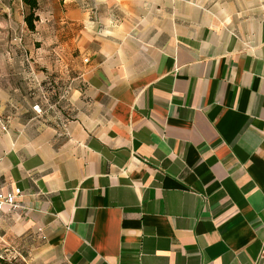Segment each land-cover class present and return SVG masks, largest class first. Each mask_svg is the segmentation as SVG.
<instances>
[{
    "label": "crops",
    "instance_id": "0c3cea01",
    "mask_svg": "<svg viewBox=\"0 0 264 264\" xmlns=\"http://www.w3.org/2000/svg\"><path fill=\"white\" fill-rule=\"evenodd\" d=\"M58 1L25 52L0 41V182L25 207L0 239L28 264H264V0Z\"/></svg>",
    "mask_w": 264,
    "mask_h": 264
},
{
    "label": "rangeland",
    "instance_id": "374dc122",
    "mask_svg": "<svg viewBox=\"0 0 264 264\" xmlns=\"http://www.w3.org/2000/svg\"><path fill=\"white\" fill-rule=\"evenodd\" d=\"M51 1L48 2L47 0H40V8H39L38 13H37L39 16V20H40L42 8L46 7L47 5H50ZM59 3H61V5H64V0H61L60 2L58 1V4ZM18 5L19 6L21 5L20 0H0V41H2L4 38L11 39V37H12V39H13V38L18 37V39H21V42L19 41L20 49L23 52H25L27 50V48L25 47L26 39L30 42V41H34V39L35 38L37 39L38 37H37L36 32L30 31L28 29L26 23H25V26L24 25L18 26V25H16L17 20H15V18L12 17L13 21L11 22V18L8 17V15L4 12L5 8L16 7ZM23 10H24V21H25V16H26L28 10L25 6H24ZM37 24H38V22L36 23V25ZM48 36H50V35H48ZM39 37H40V35H39ZM33 44L36 45V47H39L41 45V42L35 41ZM15 50L17 51L16 48H15ZM25 63L29 67V73L31 75V79H32L33 83H35V84L46 83V84H49V85H47L49 88H51V86H53V84H51L52 83L51 79L47 80L48 78H46L45 80H39L36 78L38 65H37V63H35V61L33 59H28V60H26ZM15 78H16V81H18V83H19L20 75H18ZM60 94L61 93H59V95H58L59 97H60ZM7 105L8 104H6V102H0V121H1L0 125L1 126L3 125L2 117L3 116L5 117L6 110L8 109V108H6ZM18 112H20V108H18ZM9 244L10 243L5 242L3 239H0V264H28L30 259L27 257L25 252L21 251L19 249V247L15 248V247H12L11 245L9 246Z\"/></svg>",
    "mask_w": 264,
    "mask_h": 264
},
{
    "label": "built area",
    "instance_id": "2783aa9c",
    "mask_svg": "<svg viewBox=\"0 0 264 264\" xmlns=\"http://www.w3.org/2000/svg\"><path fill=\"white\" fill-rule=\"evenodd\" d=\"M51 92H55L54 88H51ZM69 92V88L66 87L63 92H61L58 104L64 102L66 96ZM50 94L46 91H42L41 93V103L35 104L32 109L36 113L37 116H43L51 110L55 109V105L50 101ZM57 94V90H56ZM23 192L20 188H16L13 190H6L5 186L2 182H0V212H19L23 210L24 204L22 202Z\"/></svg>",
    "mask_w": 264,
    "mask_h": 264
},
{
    "label": "trees",
    "instance_id": "16d2710c",
    "mask_svg": "<svg viewBox=\"0 0 264 264\" xmlns=\"http://www.w3.org/2000/svg\"><path fill=\"white\" fill-rule=\"evenodd\" d=\"M28 12L25 16V23L30 31H35L36 23L39 21L38 10L40 8V0H22Z\"/></svg>",
    "mask_w": 264,
    "mask_h": 264
}]
</instances>
